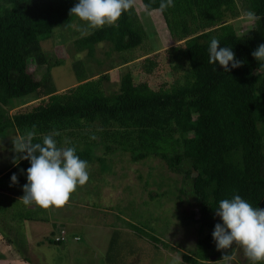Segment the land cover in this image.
<instances>
[{
  "label": "trees",
  "instance_id": "1",
  "mask_svg": "<svg viewBox=\"0 0 264 264\" xmlns=\"http://www.w3.org/2000/svg\"><path fill=\"white\" fill-rule=\"evenodd\" d=\"M77 1L0 0V136L7 130L20 136L35 126L33 142H41L44 134L55 130L60 133L59 145L66 137L81 159L100 167L104 159L94 156L92 135L105 152H111L113 144L134 162L159 158L169 171L189 180L197 207L194 222L200 237L193 257L182 254V260L188 264L208 257L219 260L225 250L217 251L212 239L214 226L221 223L215 216L219 201L239 195L253 207L264 208V71L257 70L260 62L251 55L264 44V0H244L247 10L261 20L241 34L232 26L239 17L235 0H173V7L159 12L173 39L162 54L127 57L126 52L146 40L132 9L122 14L117 26L105 25L77 37L75 45L87 56H92L95 45L106 42L118 55V66L139 68V76L130 70L122 75L111 95L101 87L104 74L82 77L62 91L47 86L45 76L57 62L48 64L39 43L73 20L69 10ZM138 1L142 7L151 3L153 9L161 2ZM214 37L220 47L232 48L236 59L243 61L241 67L224 72L208 62ZM30 61L45 67L40 78L29 71ZM162 64L180 72L179 79L170 85L161 81L157 70ZM77 65L82 62L73 63V68ZM28 96L34 101L15 102ZM28 167V161L19 160L1 178L11 181L15 173L18 185H24ZM203 228L209 230L205 235ZM52 236L48 242L60 245Z\"/></svg>",
  "mask_w": 264,
  "mask_h": 264
},
{
  "label": "rangeland",
  "instance_id": "2",
  "mask_svg": "<svg viewBox=\"0 0 264 264\" xmlns=\"http://www.w3.org/2000/svg\"><path fill=\"white\" fill-rule=\"evenodd\" d=\"M235 5L239 17L232 22V26L236 33H245L252 26V22L244 16L248 11L247 3L244 0H235ZM132 10L137 23L145 32L146 40L140 47L126 52L127 57L146 53L162 54L173 39L169 36L159 11H153L151 15L145 13L138 0H135ZM85 27V22L74 17L69 24L54 29L49 39L39 43L48 64L57 62L49 68L45 76L47 86L53 91H62L75 85L82 77L93 78L95 75L104 74L106 79L101 84L104 94H115L122 75L130 70L132 75L139 76L140 70L133 65L130 69V66H118V55L110 50V44L106 42L95 45L92 56H87L85 50L75 45V39L83 36ZM92 30L89 28L87 31ZM78 61L82 62V65L73 68V63ZM110 67L115 68L109 69ZM28 68L37 75L36 78H40L45 70L44 66L37 68L32 61L28 63ZM157 75L161 81L170 85L179 79L180 72L170 71L162 64L157 70ZM30 96L15 102L20 104L26 100L34 101L28 99ZM17 136L14 130H7L0 136V235L8 238L15 250H12L16 254L15 257L19 255V258L28 264H188L181 256L186 254L193 257L196 239L200 237L197 234L199 225L194 222L198 213L194 198L190 194L189 180L183 179L181 173L169 171L165 164L154 156L134 162L127 151H122L113 144L110 146L114 149L105 152L102 144L98 143L99 138L94 140L96 144L93 154L104 159L101 167L96 161L90 163L88 182L82 186L78 185L69 201L57 209L64 211L68 224L80 219L88 222L93 220L95 225L103 224L104 228L109 229L111 239L108 246L103 248V255L99 258L93 257L94 245L90 242L84 245L85 237L77 243L82 252L73 253V250H68L65 254L64 250V258L61 250L67 246L66 242L60 245L47 244L48 239L44 237L38 241L34 237L35 232L31 230L36 224L21 223L20 217L26 218L27 214H31V210H24L23 204L17 201L23 196V185H11V181L1 178L13 163V158L18 157L12 150V141ZM35 207L36 210L32 214L42 216L43 212L45 214L50 211L48 222H53L51 209L54 206L51 209ZM208 232L207 228L201 231L202 235ZM151 236L157 238L156 243L151 241ZM107 240L108 238L101 239L103 243H107ZM200 254L201 252L198 253ZM12 258V255H5V261H10L5 262L0 257V264H14ZM213 258L198 259V263L207 264L206 261H210L214 264ZM233 264L251 262L241 249H237Z\"/></svg>",
  "mask_w": 264,
  "mask_h": 264
},
{
  "label": "clouds",
  "instance_id": "3",
  "mask_svg": "<svg viewBox=\"0 0 264 264\" xmlns=\"http://www.w3.org/2000/svg\"><path fill=\"white\" fill-rule=\"evenodd\" d=\"M134 4L135 0H78L69 10V16L77 17L86 23L82 31V35H86L89 28L117 26L122 14L131 10ZM173 6V0H161L158 8L153 9L151 3H148L143 5V10L149 15L153 11L163 14L167 8ZM244 16L250 22L261 20V17L252 11L245 12ZM219 45L218 39H211L208 48L210 64H218L224 72L243 65L242 60L236 59L231 47ZM251 55L260 62L257 70L264 71V44L258 45ZM59 135L58 131L53 130L44 134L41 142H33L37 136L33 126L32 130L12 141V150L18 154V159L13 158V164H18L19 160H26L30 164L24 172L27 183L23 185V196L19 198L24 205L34 204L41 208L62 207L69 201L78 185L82 186L88 182V162L77 155L75 146H68L71 141L67 138L64 139L63 146L59 145L56 140ZM96 138L95 135L90 137L92 140ZM10 180L11 185L17 184V175L12 174ZM215 216L220 218L221 223L214 226L212 239L217 251L225 250V253L214 264H233L237 249L243 251L251 264L264 262V208L253 207L241 196L234 195L231 199L219 201ZM233 245L235 249L227 251Z\"/></svg>",
  "mask_w": 264,
  "mask_h": 264
},
{
  "label": "crops",
  "instance_id": "4",
  "mask_svg": "<svg viewBox=\"0 0 264 264\" xmlns=\"http://www.w3.org/2000/svg\"><path fill=\"white\" fill-rule=\"evenodd\" d=\"M18 202L19 199H17ZM21 204H23L22 202H20ZM36 205H24L23 204V209H27V211L31 210V214H27L24 217H20L21 218V223L27 224V223H34L36 224L34 227H32V231L35 232L34 237L39 241L41 240L43 237L48 240H50L51 236L55 233H57L59 231V229L63 228L65 231V234L67 236V241H65L67 243V246L64 247L61 251H62V258H64V250H65V254L67 253L68 250H73L74 252L79 253L80 251L82 252V249L80 246L77 245V243L79 241L82 240L83 237H85L83 243L84 245H87L89 242L91 244L94 245V251L92 252V256L93 257H101L103 255V248L105 246H108V243L110 242L111 239V235H110V231L107 228L103 227V224L99 225V224H94L93 220H77L73 223L68 224L67 223V219L64 218L65 214L64 211L62 209H57V207H50L51 211L53 212L54 218H53V222H48V217H49V212L42 213V216H36L35 214H32L33 211L36 210ZM55 219V221H54ZM85 223V224H84ZM109 236V237H108ZM33 237V236H32ZM33 237V239H34ZM40 237V238H39ZM73 237L78 238V240H73ZM104 240L106 238H108L107 243L106 241H104V243L101 241V239ZM51 242L47 241V244H50ZM106 243V244H105ZM43 244H41V246H43ZM13 247L10 244V241L8 240L7 237H2L0 235V257L5 261L4 256L5 255H12L14 258L13 263L14 264H28L25 261H22L19 258V255L17 257H15L13 252H12ZM15 251V250H14ZM105 256V254H104ZM11 259V260H12ZM10 260V259H8ZM7 261V259H6ZM5 261V262H6ZM10 262V261H7ZM98 262V261H97ZM82 263V261L80 262Z\"/></svg>",
  "mask_w": 264,
  "mask_h": 264
},
{
  "label": "built area",
  "instance_id": "5",
  "mask_svg": "<svg viewBox=\"0 0 264 264\" xmlns=\"http://www.w3.org/2000/svg\"><path fill=\"white\" fill-rule=\"evenodd\" d=\"M52 238H53L54 242H59V243L65 242L66 241V237H65L64 229L63 228L59 229V231L57 233H55L52 236ZM73 240H78V238L73 237Z\"/></svg>",
  "mask_w": 264,
  "mask_h": 264
}]
</instances>
